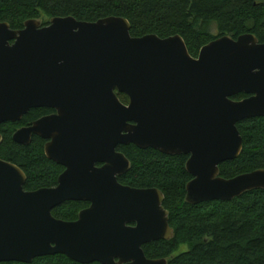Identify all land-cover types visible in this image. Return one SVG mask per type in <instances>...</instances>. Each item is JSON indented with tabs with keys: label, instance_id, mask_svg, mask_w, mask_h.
Masks as SVG:
<instances>
[{
	"label": "water",
	"instance_id": "95a60500",
	"mask_svg": "<svg viewBox=\"0 0 264 264\" xmlns=\"http://www.w3.org/2000/svg\"><path fill=\"white\" fill-rule=\"evenodd\" d=\"M35 108L56 113L12 139H45V156L64 170L56 186L25 191V173L0 159V263L62 254L80 264H167L142 248L173 237L163 194L118 182L130 169L118 145L188 155L190 204L264 189V169L219 172L242 150L236 124L264 116V43L252 34L219 36L193 57L178 34L132 37L123 17L31 19L18 30L0 22V125ZM65 201L89 206L65 221L52 215Z\"/></svg>",
	"mask_w": 264,
	"mask_h": 264
},
{
	"label": "trees",
	"instance_id": "16d2710c",
	"mask_svg": "<svg viewBox=\"0 0 264 264\" xmlns=\"http://www.w3.org/2000/svg\"><path fill=\"white\" fill-rule=\"evenodd\" d=\"M65 16L87 22L123 17L130 24L132 37L155 34L166 38L178 34L193 57L202 46L223 35L237 38L252 34L264 43V0H0V22H7L13 30L22 29L31 19L47 25L51 18ZM212 25L216 35L211 33ZM117 96L128 104L127 95ZM245 97L237 94L232 99ZM49 110L30 109L20 121L0 125V159L25 173V191L56 186L64 170L45 156V140L41 137L33 135L27 145L12 139L17 129L29 126ZM236 126L243 147L236 159L219 165L220 176L226 179L264 169V116L241 120ZM116 150L130 161V169L118 177L120 184L157 188L164 197L163 207L168 211L173 237L143 245L147 258H165L167 264H264V189L247 191L232 200L190 204L185 200L186 185L192 179L185 169L188 155H165L133 144L118 145ZM87 206L83 201H65L52 210V215L74 221ZM182 246L186 248L181 251ZM0 264L80 263L55 254L34 258L30 263Z\"/></svg>",
	"mask_w": 264,
	"mask_h": 264
},
{
	"label": "flooded vegetation",
	"instance_id": "af4514ba",
	"mask_svg": "<svg viewBox=\"0 0 264 264\" xmlns=\"http://www.w3.org/2000/svg\"><path fill=\"white\" fill-rule=\"evenodd\" d=\"M46 109H50V108H46ZM28 113V112H27ZM56 113V111L54 110V109H50L49 110V112L48 113H46V114H43L42 116H40V117H38L37 119H35V120H33L32 121V123L34 122V121H36V120H38L39 118H41V117H44V116H47V115H51V114H55ZM26 115V114H25ZM32 123H30V125L32 124ZM22 127H25V126H22ZM21 127V128H22ZM33 136V135H32ZM32 136H31V138H32ZM45 140V139H44ZM45 143H46V140H45ZM118 147V146H117ZM101 164H98V166H100ZM84 202V201H83ZM86 203H88V202H86ZM88 206H89V203H88ZM87 206V207H88ZM86 208V207H85ZM85 208H83V209H85ZM83 209H81V210H83ZM77 219V218H76ZM75 219V220H76Z\"/></svg>",
	"mask_w": 264,
	"mask_h": 264
},
{
	"label": "rangeland",
	"instance_id": "374dc122",
	"mask_svg": "<svg viewBox=\"0 0 264 264\" xmlns=\"http://www.w3.org/2000/svg\"><path fill=\"white\" fill-rule=\"evenodd\" d=\"M42 19H45V18H42ZM39 21H41V20H39ZM44 21V20H43ZM210 30H211V33L213 34V35H216L217 34V30H216V28H215V26L214 25H212L211 26V28H210ZM186 247L185 246H182L179 250H184Z\"/></svg>",
	"mask_w": 264,
	"mask_h": 264
}]
</instances>
